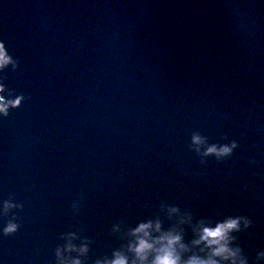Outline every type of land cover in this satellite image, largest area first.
I'll return each mask as SVG.
<instances>
[{
	"label": "water",
	"instance_id": "water-1",
	"mask_svg": "<svg viewBox=\"0 0 264 264\" xmlns=\"http://www.w3.org/2000/svg\"><path fill=\"white\" fill-rule=\"evenodd\" d=\"M0 44V264H264V0H0Z\"/></svg>",
	"mask_w": 264,
	"mask_h": 264
},
{
	"label": "clouds",
	"instance_id": "clouds-1",
	"mask_svg": "<svg viewBox=\"0 0 264 264\" xmlns=\"http://www.w3.org/2000/svg\"><path fill=\"white\" fill-rule=\"evenodd\" d=\"M11 61V58L6 55L4 51V46L0 44V69H3L6 65H8ZM0 91H3V87L0 86ZM22 97H18L14 101H8L5 103L3 101V97H0V113H4L7 115V108L9 104L12 106L19 105L20 100ZM193 142L196 144H199L202 142L201 137L199 135L193 136ZM236 147L235 142L231 146H221L217 147L216 145H212L207 148V151L204 153L205 155H215L218 158L223 156H228L231 154L232 149ZM10 206V205H6ZM241 217H237L235 219H228L224 223L218 224L215 228H204L202 235L200 239L202 241L207 242L209 246H216L213 249L212 255L214 256H220L224 259H228L229 257L235 258L237 255V252L232 251L228 248V234L233 231H239L240 228V221ZM245 226L247 227L250 221L245 220L244 221ZM150 227V225H141L136 231L137 232H144V235L147 236L148 233L146 229ZM16 230L15 224H9L8 227L5 229L6 233L13 232ZM163 239L167 240V246L162 248L160 250V254L157 255L155 260L153 261V264H180V258L178 255L175 254L173 245L176 244L179 240V236H167ZM199 243V241H197ZM152 245L149 244L146 240L140 239L138 241V245L135 249L137 254L140 256V259L143 260L145 257L143 253H145L146 250L151 249ZM264 255V254H262ZM75 264H79V262H75ZM111 264H127L126 258L120 256L117 254V258L111 262ZM187 264H217V261L209 258L208 260H201L199 258H192L190 259ZM233 264H236L235 259H233ZM240 264H245V261L241 260Z\"/></svg>",
	"mask_w": 264,
	"mask_h": 264
}]
</instances>
